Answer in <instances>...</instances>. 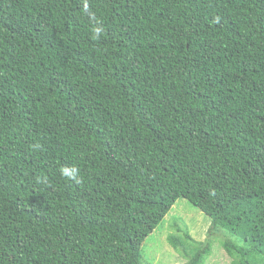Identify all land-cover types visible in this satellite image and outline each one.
<instances>
[{
  "label": "trees",
  "instance_id": "trees-1",
  "mask_svg": "<svg viewBox=\"0 0 264 264\" xmlns=\"http://www.w3.org/2000/svg\"><path fill=\"white\" fill-rule=\"evenodd\" d=\"M179 198L264 264V0H0V264H143Z\"/></svg>",
  "mask_w": 264,
  "mask_h": 264
},
{
  "label": "rangeland",
  "instance_id": "rangeland-1",
  "mask_svg": "<svg viewBox=\"0 0 264 264\" xmlns=\"http://www.w3.org/2000/svg\"><path fill=\"white\" fill-rule=\"evenodd\" d=\"M210 223V216L186 198H179L165 219L145 239L143 264H186L187 259L168 242V236L172 233L178 235L188 231L195 240L202 242L208 235ZM226 235L235 239L233 235L228 233ZM215 237L212 252L206 257L204 264H231L232 258L221 243L225 231L220 230V234L217 232Z\"/></svg>",
  "mask_w": 264,
  "mask_h": 264
},
{
  "label": "clouds",
  "instance_id": "clouds-1",
  "mask_svg": "<svg viewBox=\"0 0 264 264\" xmlns=\"http://www.w3.org/2000/svg\"><path fill=\"white\" fill-rule=\"evenodd\" d=\"M96 32V35L98 36L99 33H100V29H96L95 30ZM61 174L65 177V178H68V179H76L77 175H78V169H67V168H64L61 170Z\"/></svg>",
  "mask_w": 264,
  "mask_h": 264
}]
</instances>
